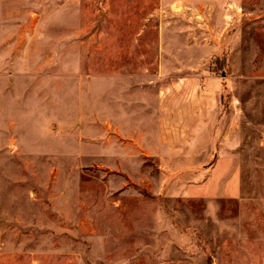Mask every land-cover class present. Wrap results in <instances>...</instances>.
<instances>
[{"label": "rangeland", "instance_id": "1", "mask_svg": "<svg viewBox=\"0 0 264 264\" xmlns=\"http://www.w3.org/2000/svg\"><path fill=\"white\" fill-rule=\"evenodd\" d=\"M236 13L227 28L213 5L0 4V264H264V0ZM190 81L218 94L214 156L225 172L233 136L238 197L178 195L187 181L167 179L172 165L146 159L132 174L99 156L118 143L121 83Z\"/></svg>", "mask_w": 264, "mask_h": 264}, {"label": "crops", "instance_id": "2", "mask_svg": "<svg viewBox=\"0 0 264 264\" xmlns=\"http://www.w3.org/2000/svg\"><path fill=\"white\" fill-rule=\"evenodd\" d=\"M241 1L163 0V3L216 6L217 19L226 21L227 28H233L234 25L231 26L230 22L236 20V7ZM2 3L4 0H0V4ZM228 37L231 38V34H228ZM194 86V82L190 81L179 92L170 93L164 89L159 93L155 92L153 84L143 93L133 82L121 83L117 87L115 107L118 143L109 150L100 147L99 156H102V153L106 157L113 155V159L107 160V163L115 162L118 170H128V167H131L132 174L135 172L133 166L141 165L146 159H152L160 166L172 165L174 174L167 179L187 181L182 187L175 189L178 195L192 198L238 197L240 174L235 167L237 153L234 151L233 136L227 142L225 172L220 171L218 153L214 156L217 148L214 133H218L220 127L224 126L218 94L203 93ZM91 91L100 97L105 94V89L102 88ZM105 114V111H100L98 116ZM225 127L223 131L234 134L233 110L226 112ZM63 132L69 131L66 129ZM216 179L225 181L214 186Z\"/></svg>", "mask_w": 264, "mask_h": 264}]
</instances>
